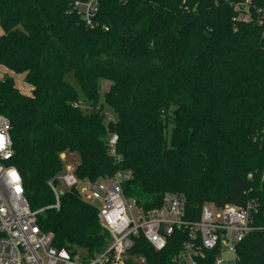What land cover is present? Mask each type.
Wrapping results in <instances>:
<instances>
[{"label": "trees", "instance_id": "trees-1", "mask_svg": "<svg viewBox=\"0 0 264 264\" xmlns=\"http://www.w3.org/2000/svg\"><path fill=\"white\" fill-rule=\"evenodd\" d=\"M238 1L98 0L87 27L73 0H0V65L31 87L23 94L0 78L11 163L56 248L94 255L108 243L76 186L52 207L47 183L70 154L80 183L119 176L144 209L167 192L183 194L195 217L205 204L255 200L264 224V27L234 22ZM182 241L175 232L156 251L140 236L131 252L175 264ZM199 264H213L212 253ZM236 264H264V230L245 236Z\"/></svg>", "mask_w": 264, "mask_h": 264}, {"label": "built area", "instance_id": "built-area-1", "mask_svg": "<svg viewBox=\"0 0 264 264\" xmlns=\"http://www.w3.org/2000/svg\"><path fill=\"white\" fill-rule=\"evenodd\" d=\"M73 5L85 25L93 27L98 0H73ZM233 10L234 22H254L264 27V7L257 6L253 0L233 3ZM10 131L9 119L0 114V137H3L0 146V264H146L144 256L131 252L136 239L142 236L159 251L175 232L184 237L173 259L175 264H199L209 253H212L213 264H236L237 250L245 236L264 230V224L256 221L259 204L255 200L243 206L221 208L205 204L195 217L188 211L183 194L167 192L160 206L144 209L134 198L124 194L123 179L119 176L111 182L80 183L72 168L66 166L47 183L53 194L52 207L58 209L61 194L76 186L85 201L102 204L97 207L96 216L108 235V243L94 255L58 249L53 245L54 235L42 230L38 223L41 210H31L25 198L22 177L11 163L14 148ZM115 141L114 135L111 145ZM80 184L87 186L78 188Z\"/></svg>", "mask_w": 264, "mask_h": 264}, {"label": "rangeland", "instance_id": "rangeland-1", "mask_svg": "<svg viewBox=\"0 0 264 264\" xmlns=\"http://www.w3.org/2000/svg\"><path fill=\"white\" fill-rule=\"evenodd\" d=\"M3 77H11L14 80L15 86L17 87V89L23 93V94H30V92L28 90L31 89V87L25 83L23 81V76L20 74H15L14 72L4 68L3 66L0 65V78ZM67 80L71 83V85H73L77 90L78 86L76 85L72 74H67L66 75ZM110 82L108 81H101V88L99 90V94H100V103H103L104 101V94L106 93L108 87H109ZM105 109V113L107 115H111L110 111L111 109L107 106H104ZM63 157H65V155H63ZM79 161V156L77 154H70L67 156L66 160H65V164H64V170L66 169V166H69L70 168H73ZM83 186H87L86 184L83 185H78V188H81ZM58 190L61 191L62 187L60 184H58ZM89 203H91L92 205H94L95 207H101V203L98 201H90Z\"/></svg>", "mask_w": 264, "mask_h": 264}, {"label": "snow or ice", "instance_id": "snow-or-ice-1", "mask_svg": "<svg viewBox=\"0 0 264 264\" xmlns=\"http://www.w3.org/2000/svg\"><path fill=\"white\" fill-rule=\"evenodd\" d=\"M3 137H0V146H2Z\"/></svg>", "mask_w": 264, "mask_h": 264}, {"label": "crops", "instance_id": "crops-1", "mask_svg": "<svg viewBox=\"0 0 264 264\" xmlns=\"http://www.w3.org/2000/svg\"><path fill=\"white\" fill-rule=\"evenodd\" d=\"M31 90V89H30ZM30 90H28L30 92Z\"/></svg>", "mask_w": 264, "mask_h": 264}]
</instances>
